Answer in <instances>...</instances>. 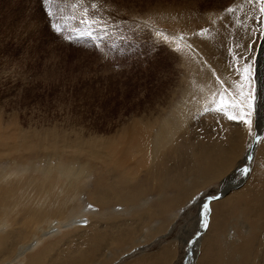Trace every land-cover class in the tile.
I'll return each mask as SVG.
<instances>
[{"label":"bare ground","instance_id":"bare-ground-1","mask_svg":"<svg viewBox=\"0 0 264 264\" xmlns=\"http://www.w3.org/2000/svg\"><path fill=\"white\" fill-rule=\"evenodd\" d=\"M254 3L240 0L238 8L228 13L225 3L216 0L223 13L213 9L207 18H198L206 32L195 28L186 13L151 15L163 26L181 23L185 33L174 51L185 59L190 84L165 118L151 114L135 119L109 138L27 134L15 125L0 135V264H180L182 259L171 246L161 257L148 249L160 241L152 242V237L162 235L173 221L166 211L183 207L203 190L192 186L194 175L201 184L219 182L227 197L211 204L210 225L197 242L200 255L191 264H264L262 226L259 231H245L242 239L221 236L228 215L238 205L248 218L264 217V169L256 168H264V144L253 162L255 168L238 180L241 185L232 194L226 186L229 177L236 176L244 126L227 118L222 131L218 116L199 118L202 112L210 113L204 109L221 89L215 68H231L226 76L236 73L241 78L236 68L242 70L244 63L251 62L257 78L264 29L259 27ZM238 53L250 59H240ZM225 62L231 66L226 68ZM217 134L224 136L218 138L226 139L227 147L234 143V149H217L213 140ZM167 168L178 169L176 176L169 177ZM153 195L157 198L152 202ZM85 200L94 209H87Z\"/></svg>","mask_w":264,"mask_h":264},{"label":"rangeland","instance_id":"rangeland-1","mask_svg":"<svg viewBox=\"0 0 264 264\" xmlns=\"http://www.w3.org/2000/svg\"><path fill=\"white\" fill-rule=\"evenodd\" d=\"M221 1L225 3L226 12L228 9L233 10L228 13L234 12L240 2ZM252 1H255L254 6L259 16L257 21L262 30L264 13L260 11L259 0ZM215 2L216 0H52L49 7L53 17H49L44 0H0V135L10 132L16 126L18 131L39 133L42 136L48 133L56 136L68 133L70 136L79 134L86 139L109 138L120 126L135 119H145L151 114L154 118H165L169 110L173 111L181 91L190 84L185 59L174 51V47L179 48L181 45L177 41H182L185 33L181 23L178 27L163 26L153 21L151 15L165 13L178 17L181 13H186L195 22V28L202 30L205 25L198 18H207L214 10L221 11ZM93 3L96 4L95 9L91 7ZM73 4L77 5L75 10ZM84 8L89 10V23H81ZM53 22L61 25L60 34L52 28ZM157 33L161 34L159 38ZM65 36L72 38L66 40ZM164 37L168 39L165 40ZM260 54L262 59L258 61V68L255 65L257 78H254L253 86L258 90L261 100L257 110L259 116L254 111L250 117L254 122L251 120V131L239 119L230 120L219 113L202 112L199 117L207 119L213 115L218 116L215 117L222 124L218 130L222 131L226 119L231 124L237 121L236 123L244 126L240 130L244 149L237 159L236 176L229 177L226 186L229 188L227 192L232 190V194L237 192L234 188L241 185L238 180L242 179L240 173L245 174L242 170L247 169L250 164L249 176L255 168L253 162L264 144V42ZM230 66L229 62H225L226 68ZM215 69L218 71L216 78L219 77L216 81L220 83L221 89L209 102L215 100L218 104V93L225 90L231 97L236 95V101L239 102L241 97L232 92L228 85L240 91L239 85L243 80L236 73L228 78L226 73L232 71L231 68L223 71ZM233 114L229 112L228 115ZM218 137L224 136H214L217 149H234V143L227 147L226 139ZM255 137L258 139L251 161L244 162ZM185 150L187 148L183 149L184 152ZM186 165L189 169L193 168ZM176 168H167L166 174L172 177L178 170ZM256 168L264 169L258 166ZM191 181L192 186L200 185L203 190L188 199L183 207L180 205L182 208L178 206L175 210L166 211L167 215L173 216V221L162 235L152 237V242L157 239L160 241L148 249L149 253L161 257L167 252L168 246H171L172 251L176 249L177 257L182 259L180 264H191L196 255H200L197 242L209 228L211 213L208 210L211 209V204L227 197L219 182L212 186L201 184L196 175ZM185 183L187 182L182 184ZM218 194L222 197H217ZM150 197L153 198L152 202L157 198L155 195ZM207 198L211 200L205 215ZM84 206L89 210L94 209L91 201L85 200ZM239 206L230 212L228 224L221 233L228 240L240 236L244 238L243 233L249 229L255 231L261 226L264 228V217L255 214L253 218H248L247 211Z\"/></svg>","mask_w":264,"mask_h":264},{"label":"snow or ice","instance_id":"snow-or-ice-1","mask_svg":"<svg viewBox=\"0 0 264 264\" xmlns=\"http://www.w3.org/2000/svg\"><path fill=\"white\" fill-rule=\"evenodd\" d=\"M260 2V11L264 13V0H259ZM52 3V0H44V6L47 9V14L49 17H53V12L49 5ZM73 9L75 10L77 5H72ZM93 9L96 8V4L93 3L91 5ZM229 12L233 11L232 9H228ZM88 8H84L82 12V19L81 23H89L87 16H88ZM52 28L55 30L56 33L60 34L62 32V27L58 23L53 22ZM91 25L89 24V27ZM203 32H206L207 29L202 30ZM88 35H91V32L87 33ZM161 36L160 33H157V37L159 38ZM71 36H65L64 39L71 40ZM165 40H167V37H164ZM247 51V49H245ZM240 59H250L244 57L243 53H238ZM236 59V56H234V60ZM237 73L240 74L241 79L244 81V83L239 85L240 88V97L242 98L239 102L236 101L235 97H228L225 98V92L218 93L219 96V103L214 100L212 102L211 106H206L204 109V112H215L222 115H226L228 119H239L241 123L248 126L249 130L251 131V120L250 117L252 116L253 112L258 110L259 103L261 100V97L258 94V90L253 86L254 76H253V69L251 65L245 63L242 67V70L240 67L236 68ZM219 80V77L217 78ZM247 88V91L245 92L244 89ZM229 112L234 113L233 115H228ZM243 172H247V169H243ZM205 215L207 214V204H205Z\"/></svg>","mask_w":264,"mask_h":264},{"label":"water","instance_id":"water-1","mask_svg":"<svg viewBox=\"0 0 264 264\" xmlns=\"http://www.w3.org/2000/svg\"><path fill=\"white\" fill-rule=\"evenodd\" d=\"M251 152V151H250Z\"/></svg>","mask_w":264,"mask_h":264}]
</instances>
